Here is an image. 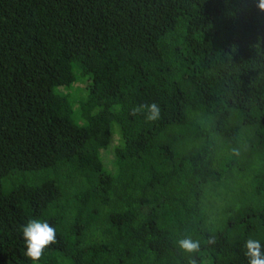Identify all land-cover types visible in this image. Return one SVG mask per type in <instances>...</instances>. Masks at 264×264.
<instances>
[{
	"label": "trees",
	"instance_id": "trees-1",
	"mask_svg": "<svg viewBox=\"0 0 264 264\" xmlns=\"http://www.w3.org/2000/svg\"><path fill=\"white\" fill-rule=\"evenodd\" d=\"M256 3L0 0V264H33L31 219L56 229L37 264H188V236L197 264L264 248ZM153 102L158 120L131 115Z\"/></svg>",
	"mask_w": 264,
	"mask_h": 264
},
{
	"label": "clouds",
	"instance_id": "clouds-1",
	"mask_svg": "<svg viewBox=\"0 0 264 264\" xmlns=\"http://www.w3.org/2000/svg\"><path fill=\"white\" fill-rule=\"evenodd\" d=\"M256 7L261 13H264V0H257ZM161 109L155 102L151 104H141L134 107L131 115L143 114L147 121H156L160 118ZM234 155H239V149L232 150ZM24 242L23 255L31 260L33 264L41 259L45 248L57 243L56 229L47 221L31 219L21 229ZM209 245L216 243L215 236L209 237L206 241ZM178 247L184 253L188 254V264H197L194 254L201 250V241L192 239L190 236L181 238L177 241ZM246 251L244 255L248 259V264H264V248L260 242L254 239H248L244 245Z\"/></svg>",
	"mask_w": 264,
	"mask_h": 264
}]
</instances>
